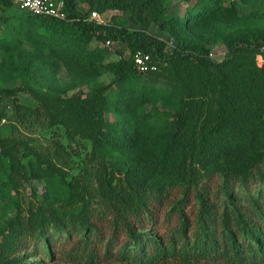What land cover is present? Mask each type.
I'll return each instance as SVG.
<instances>
[{"label":"trees","instance_id":"1","mask_svg":"<svg viewBox=\"0 0 264 264\" xmlns=\"http://www.w3.org/2000/svg\"><path fill=\"white\" fill-rule=\"evenodd\" d=\"M60 1L65 19L25 11L26 19L36 27L61 34L63 41L77 50L78 62L92 40L124 42L131 54L105 64L117 75L113 92H106L109 86L99 85L76 97L67 117L69 130L92 140L93 157L104 142L114 147L127 146L129 157H134L133 151L140 150L138 136L120 122L105 121L103 115L111 108L120 111L123 100L142 97V90L132 86V82H137L136 74H142L134 64L133 54L138 50L147 53L156 65V71L148 73L161 68L171 71V87L160 92L174 98L178 107L165 141H156L144 149L152 155L145 159L146 168L156 176L174 178L152 186L149 195L140 198L133 183L119 184L114 169L98 161L92 172L93 188L88 185L90 171L84 180L75 175L66 184L83 199L78 216H61L41 224L28 218L18 230L10 254L30 241H44L46 246L49 244V254L59 252L63 256L64 252L78 264H105L112 260L125 264H187L201 260L264 264L263 209L254 199L255 209L252 215H246L233 189L228 187L230 181L240 185L254 181L264 184V169L259 167L264 163V62L258 66L255 60L259 52L264 57V33L238 40L228 38L229 56L215 62L199 43L200 36L192 35L190 29L216 16L222 10L221 0H190L193 4L183 16L170 18L165 16L162 0H80L88 3L92 11L116 8L130 11L132 20L141 24L150 22L148 16L159 21L160 29L177 42L169 54L163 52L164 41L145 31L97 23L88 19L92 11L87 13L76 7V0ZM11 3L14 4L12 0H0V8ZM229 10L234 15L235 8L231 6ZM199 95L201 99L195 106L194 98ZM213 100L217 102V113L205 119L201 102L211 104ZM46 114L44 108H35V118ZM63 154L68 155L64 149ZM38 161L49 159L40 156ZM219 161L224 180L216 186L210 182L212 175L199 172L197 167L207 170ZM222 194L230 206L219 212ZM166 202L172 203V210L181 217L173 229L161 228L155 217V209ZM47 223L49 228L68 233L82 230L83 235L73 239L68 248L58 241L59 249L54 252L49 236L57 233L50 230L49 235L44 231Z\"/></svg>","mask_w":264,"mask_h":264},{"label":"rangeland","instance_id":"2","mask_svg":"<svg viewBox=\"0 0 264 264\" xmlns=\"http://www.w3.org/2000/svg\"><path fill=\"white\" fill-rule=\"evenodd\" d=\"M162 1L167 18L183 16L193 4L190 0ZM221 5L222 10L216 16L190 29L192 35L200 36L201 42H198L215 62L229 56L228 38L238 40L264 33V0H221ZM231 6L235 8L234 15L230 13ZM76 7L83 12L92 11L84 1L76 0ZM99 13L105 25L142 30L164 41L165 54L171 53L177 46L175 38L160 29V22L150 16L148 24H141L132 20L128 10L114 8ZM26 15L12 3L0 8V264H78L69 260L64 252L63 256L59 252L49 254L46 248L49 244L46 246L44 241H30L10 254L18 230L30 217L41 224L61 216H78L83 199L66 184L75 175L84 180L85 173L90 171L88 185L93 188L95 180L92 172L98 161L114 169L119 184L133 183L140 198L147 197L152 186L174 178L173 175L156 176L149 172L145 159L150 153L144 152V149L156 141L160 144L165 141L173 126V114L178 103L160 92L169 89L173 83L169 69L136 74L137 82H132V86L142 90V97L123 100L120 111L111 108L103 118L122 123L123 127L138 136L140 150L133 151L134 157H129L127 146L114 147L103 141L102 148L93 157L92 140L69 130L68 113L76 97L82 93L87 94L99 85L109 86L106 92L114 91L113 82L117 75L105 64L126 59L131 55L130 49L120 41L106 43L92 40L78 62L77 50L64 42L61 34L34 26ZM186 36L189 38V34ZM207 38L211 40L205 41ZM200 99V95L195 96V106ZM216 103L214 100L211 104L209 101L201 102L205 119L211 114L216 115ZM35 108H44L46 116L35 118ZM149 140L152 142L147 144ZM63 149L68 155L63 154ZM40 156H47L49 161L39 162ZM259 167L264 169V163ZM197 168L205 175H212L211 183L216 186L222 184L224 168L221 161L207 170ZM262 185L256 181L247 185L228 182L246 215H252L254 199H258L256 201L264 212ZM220 202L219 212L224 206H230V201L223 194ZM155 210L161 228L173 229L180 223L181 217L176 210H172V203L166 202ZM50 223L44 231L59 234L49 236L54 252L59 249V242L63 241V247L66 245L68 248L73 239L83 235L82 230L69 233L54 230L49 228ZM105 264L125 263L112 260ZM187 264L223 263L201 260Z\"/></svg>","mask_w":264,"mask_h":264},{"label":"built area","instance_id":"3","mask_svg":"<svg viewBox=\"0 0 264 264\" xmlns=\"http://www.w3.org/2000/svg\"><path fill=\"white\" fill-rule=\"evenodd\" d=\"M12 2L18 9L27 11L32 15L49 16L56 19L66 18V14L63 11V2L60 0H12ZM88 19L103 23L100 13L97 11H92ZM106 43H109V41H106ZM262 50H264V46L261 47ZM256 60L258 66H261L264 62L261 52L257 53ZM133 61L136 68L142 73L156 69V65L152 62L150 55L142 51L138 50L133 54Z\"/></svg>","mask_w":264,"mask_h":264}]
</instances>
